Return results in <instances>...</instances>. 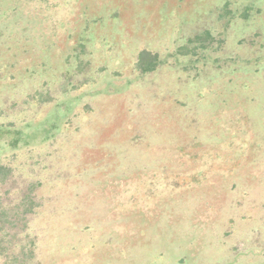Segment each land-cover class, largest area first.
Instances as JSON below:
<instances>
[{"label":"rangeland","instance_id":"rangeland-1","mask_svg":"<svg viewBox=\"0 0 264 264\" xmlns=\"http://www.w3.org/2000/svg\"><path fill=\"white\" fill-rule=\"evenodd\" d=\"M0 264H264V0H0Z\"/></svg>","mask_w":264,"mask_h":264},{"label":"trees","instance_id":"trees-1","mask_svg":"<svg viewBox=\"0 0 264 264\" xmlns=\"http://www.w3.org/2000/svg\"><path fill=\"white\" fill-rule=\"evenodd\" d=\"M151 69V68H150Z\"/></svg>","mask_w":264,"mask_h":264}]
</instances>
